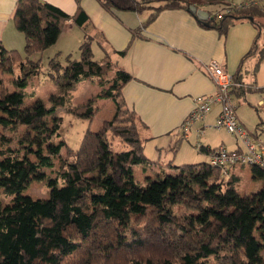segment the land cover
I'll use <instances>...</instances> for the list:
<instances>
[{
	"label": "trees",
	"instance_id": "1",
	"mask_svg": "<svg viewBox=\"0 0 264 264\" xmlns=\"http://www.w3.org/2000/svg\"><path fill=\"white\" fill-rule=\"evenodd\" d=\"M97 1L108 11H148L143 26L164 9L183 8L196 17L189 9L194 5L209 6L213 19L206 24L223 33L233 19H248L264 30V10L256 7L216 19L230 0ZM86 20L82 11L70 15L43 0H17L13 22L24 35L25 58L0 45V127L14 134L26 128L25 139L16 142L0 134V190L11 196L9 203L0 202V264H264V169L249 166L251 178L261 184L243 192L239 176L229 173L224 181L209 159L137 183L134 167L149 160L137 117L121 97L131 76L117 69L106 77L113 68L92 59L87 37L79 45V60L68 57L61 65L50 59L46 75L49 82L64 76L69 88L95 81L96 98L113 104L111 117L91 130L96 107L71 106L64 87L50 105L36 98L26 102L29 80L41 73L40 59L29 57L53 46L68 22L82 27ZM58 108L86 119L88 126L78 147L60 158L57 178L45 179L50 197L33 199L24 194L25 182L41 169H52L65 146L59 141L61 117H54Z\"/></svg>",
	"mask_w": 264,
	"mask_h": 264
},
{
	"label": "crops",
	"instance_id": "2",
	"mask_svg": "<svg viewBox=\"0 0 264 264\" xmlns=\"http://www.w3.org/2000/svg\"><path fill=\"white\" fill-rule=\"evenodd\" d=\"M16 1L0 0V45L7 50L21 49L25 43L23 34L13 22ZM43 1L70 15L79 11L86 15L87 20L82 27L68 22L57 42L70 35L76 37L80 45L87 37L92 55L94 47L104 54L99 62H108L113 68L109 60L112 56L116 69L131 76L121 89V97L137 117L136 130L141 141L142 136H149L156 140L155 143L162 139L170 143L178 135L189 138L191 134L196 143H201L200 147L208 151L218 147L229 151L241 148L239 139L231 134L232 140L220 139L216 144L205 138L206 133L216 129L214 124L220 112L219 104H214L205 119L194 122L188 131L180 128L196 100L215 91L214 83L205 71L210 60L218 61L226 72L242 83L232 91L240 122L250 132H264V33L248 19H233L223 33L183 8H172L162 10L143 26L148 11H108L97 0ZM230 1L238 3L244 0ZM201 8L204 11L210 9L209 6ZM209 17L213 19L210 13ZM58 78L57 81L67 83L64 76ZM60 87L67 88L68 94L75 89L58 85L59 93ZM102 103L110 105L113 112L114 107L109 100L95 98L93 106ZM156 145L158 149L159 145ZM229 173L239 176L240 183L247 180L246 187L250 190H254V184H261L260 180L251 178L247 165H232Z\"/></svg>",
	"mask_w": 264,
	"mask_h": 264
},
{
	"label": "rangeland",
	"instance_id": "3",
	"mask_svg": "<svg viewBox=\"0 0 264 264\" xmlns=\"http://www.w3.org/2000/svg\"><path fill=\"white\" fill-rule=\"evenodd\" d=\"M262 32H264V30H262ZM79 34H82L80 30ZM65 37L68 38L65 39ZM24 44L25 43L22 44L21 49H16L20 53V55H22V57L25 56V53H22L24 50ZM59 50L61 51L60 54H58ZM103 56L104 54H102L100 50H97V48L94 47L92 59L100 61L103 59ZM68 57L71 60H79L80 58L79 43L76 42V37L70 35L63 36V38L60 39L59 42H57L50 48L44 50L43 52L35 53L29 57V59L33 61L40 59L41 73L37 79L32 78L29 80V86L26 89V92L28 93V96L25 99L26 102L32 103V100H35L34 98H36L37 100L40 99L41 101H43L46 105H50V99L53 97V95H59L57 86L63 84L67 86V83H62L59 80V82L57 80L49 82L48 76L46 75L48 61L50 59H56L58 62H60L61 65H66L69 60ZM109 60L112 61L113 70L106 75V77L108 78L114 75V71L117 70L114 64L115 61L112 56ZM9 75L10 74L4 75V80L6 85L11 88L12 84L10 82V79H12V77H9ZM74 87L75 89L70 91V95H72L71 98H69L70 105L82 106L89 104L93 106V101L95 100L96 95L100 92V88L98 87L97 83L95 81L91 83L86 82L75 85ZM97 104L93 106L97 108L95 118L93 119L91 125V130L94 131L98 129L102 121L108 120L113 113L111 112L110 105L108 106L106 103H102V105L99 104L98 106ZM54 117L55 120L61 117L59 127V141H64L65 146L62 148L61 155L54 158V166L52 169H41L40 171H37L33 175H31L25 182L24 194L25 196L33 199H46L50 197L51 192L46 185L45 179L47 177H50L52 179L57 178L58 171L61 168L60 158L64 157L65 153H67L69 149L75 150L78 147L82 135L88 126V122L86 119L73 115L65 108H58ZM51 120L52 118L49 117L48 121L50 122ZM25 131L26 128L19 127L17 129V132L14 134V132L3 130L0 127V134L4 133L8 136L13 137L15 142L16 140L18 141V139H25ZM141 138L144 155L149 161L144 165H136L134 167V178L139 184H144L145 180L148 177H152L155 179L157 178V175H159L160 178H163L165 174H172L175 171L173 167L176 165L207 162L209 159L207 154L198 150L201 143H196V140L191 134L189 135V138L178 135L176 136V140H173L170 143H168L167 139H162L160 142L155 143L156 140L154 138H150L149 136H142ZM205 138H208L211 144L219 143L220 139L232 140V137L228 132L218 129H214L213 131H209L208 133H206ZM57 141L58 140H56V142ZM24 142L27 143V141ZM156 144L159 145L158 149L155 148L157 146ZM33 159H35V157H33ZM168 163H171L170 167L167 166ZM246 169H248V167ZM246 182L247 180L239 184V191L243 192V190H250V187H246ZM259 188V184H254V190H258ZM10 201L11 196L0 190V202L5 204L9 203Z\"/></svg>",
	"mask_w": 264,
	"mask_h": 264
},
{
	"label": "built area",
	"instance_id": "4",
	"mask_svg": "<svg viewBox=\"0 0 264 264\" xmlns=\"http://www.w3.org/2000/svg\"><path fill=\"white\" fill-rule=\"evenodd\" d=\"M264 10V0H244L232 3L223 12L215 13L216 19H221L223 13H232L237 10L249 8ZM205 71L213 81L215 91L213 94L196 100L193 109L189 112L181 125L182 131H188L196 121H203L214 104L220 105V112L214 124L216 129H224L229 134L239 139L241 148L226 150L223 147L213 149L209 155V163L219 167L224 181L229 178L231 165H256L264 169V133L262 136L250 132L239 120L236 107L232 100V91L239 88L242 83L236 81L232 74L226 72L216 60H210L205 66ZM200 133V131H198Z\"/></svg>",
	"mask_w": 264,
	"mask_h": 264
},
{
	"label": "water",
	"instance_id": "5",
	"mask_svg": "<svg viewBox=\"0 0 264 264\" xmlns=\"http://www.w3.org/2000/svg\"><path fill=\"white\" fill-rule=\"evenodd\" d=\"M189 9L199 20H202L205 23H207L208 19H212V17H209V13L207 11L198 9L194 5H191Z\"/></svg>",
	"mask_w": 264,
	"mask_h": 264
}]
</instances>
